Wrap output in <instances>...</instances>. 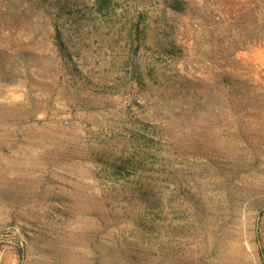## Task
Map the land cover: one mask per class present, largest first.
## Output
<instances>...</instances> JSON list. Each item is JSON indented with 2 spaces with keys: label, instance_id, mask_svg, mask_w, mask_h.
<instances>
[{
  "label": "rangeland",
  "instance_id": "obj_1",
  "mask_svg": "<svg viewBox=\"0 0 264 264\" xmlns=\"http://www.w3.org/2000/svg\"><path fill=\"white\" fill-rule=\"evenodd\" d=\"M0 264H264V0H0Z\"/></svg>",
  "mask_w": 264,
  "mask_h": 264
}]
</instances>
